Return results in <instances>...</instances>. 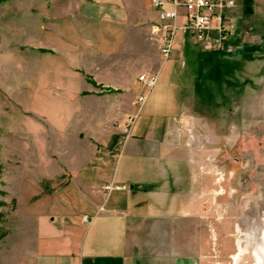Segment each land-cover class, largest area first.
I'll use <instances>...</instances> for the list:
<instances>
[{"label": "crops", "instance_id": "0c3cea01", "mask_svg": "<svg viewBox=\"0 0 264 264\" xmlns=\"http://www.w3.org/2000/svg\"><path fill=\"white\" fill-rule=\"evenodd\" d=\"M12 1L0 0V90L48 116L55 138L42 132L24 155V240L10 264H202L191 227L207 198L192 199L197 165L183 144V116L170 117L168 83L182 71L158 76L153 96L139 80L166 62L151 33L155 0H25L10 9ZM190 48L175 40V58L197 63ZM128 115L138 121L129 125ZM159 115L169 116L153 123ZM110 185L127 189L105 192Z\"/></svg>", "mask_w": 264, "mask_h": 264}, {"label": "rangeland", "instance_id": "374dc122", "mask_svg": "<svg viewBox=\"0 0 264 264\" xmlns=\"http://www.w3.org/2000/svg\"><path fill=\"white\" fill-rule=\"evenodd\" d=\"M24 1L13 0L9 7L22 8ZM239 4L235 1L232 12L237 40L227 51L216 54L193 44L191 37L182 40L184 36L178 34L176 45L191 46L192 52L201 55L198 62L175 58L178 50L174 48L157 75L161 79L176 70L183 74L168 83L170 117L172 120L183 116V144L191 150L197 165L192 176V199L207 198L201 224L196 223L198 216L193 213L191 227L193 254L199 253L197 247L202 240V264H232V257L239 250L238 264H256L254 253L261 244L258 233L264 214V0H241L246 11L243 13L237 11ZM7 8L2 7L6 13ZM193 54L192 59H196ZM16 101L0 90V264L13 262L15 247L22 246L24 240L17 193L24 155L36 149L34 143L42 132L50 140L55 138L48 116L32 114ZM168 116H155L153 123H164ZM132 117L128 115L129 125L138 121ZM27 121L37 128L29 129ZM67 131L72 134L71 129ZM74 136L85 138L84 133ZM202 178L208 181L206 194L198 193Z\"/></svg>", "mask_w": 264, "mask_h": 264}, {"label": "built area", "instance_id": "2783aa9c", "mask_svg": "<svg viewBox=\"0 0 264 264\" xmlns=\"http://www.w3.org/2000/svg\"><path fill=\"white\" fill-rule=\"evenodd\" d=\"M160 9L158 23L152 26V35L160 44L164 61L171 58L178 34L190 36L205 50L222 53L227 51L236 36L237 26L233 18V0H155ZM165 5L172 6L166 9ZM185 10L181 14L179 9ZM140 81L152 90L158 82L157 75H143ZM126 190L127 187L105 186L104 191Z\"/></svg>", "mask_w": 264, "mask_h": 264}, {"label": "flooded vegetation", "instance_id": "af4514ba", "mask_svg": "<svg viewBox=\"0 0 264 264\" xmlns=\"http://www.w3.org/2000/svg\"><path fill=\"white\" fill-rule=\"evenodd\" d=\"M260 222L262 224V229L259 231L258 237L261 244L258 246L254 253V261L256 262V264H264V214L261 215ZM240 256L241 253L239 250V253L232 257V264H238Z\"/></svg>", "mask_w": 264, "mask_h": 264}, {"label": "trees", "instance_id": "16d2710c", "mask_svg": "<svg viewBox=\"0 0 264 264\" xmlns=\"http://www.w3.org/2000/svg\"><path fill=\"white\" fill-rule=\"evenodd\" d=\"M235 40H237V34H236V36L234 37V39L232 40V42L230 44L232 45Z\"/></svg>", "mask_w": 264, "mask_h": 264}]
</instances>
